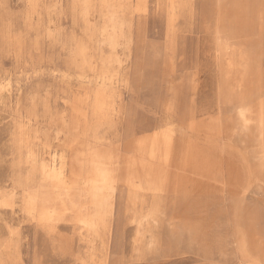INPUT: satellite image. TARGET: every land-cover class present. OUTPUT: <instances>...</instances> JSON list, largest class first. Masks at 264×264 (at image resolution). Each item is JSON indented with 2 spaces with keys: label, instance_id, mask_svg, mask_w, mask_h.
I'll return each mask as SVG.
<instances>
[{
  "label": "rangeland",
  "instance_id": "374dc122",
  "mask_svg": "<svg viewBox=\"0 0 264 264\" xmlns=\"http://www.w3.org/2000/svg\"><path fill=\"white\" fill-rule=\"evenodd\" d=\"M0 264H264V0H0Z\"/></svg>",
  "mask_w": 264,
  "mask_h": 264
},
{
  "label": "crops",
  "instance_id": "0c3cea01",
  "mask_svg": "<svg viewBox=\"0 0 264 264\" xmlns=\"http://www.w3.org/2000/svg\"><path fill=\"white\" fill-rule=\"evenodd\" d=\"M237 116L239 118V120L241 121V124L247 122L248 120H250L249 122H251V111L249 108H241L238 113H237ZM260 122H261V119H260ZM256 124H259V123H256ZM168 132H170V134H168V136L166 135V140L160 142H156L153 141L149 146H148V156H147V162H144V160L142 158H139L137 159V161L135 160L134 162H128L127 163V166L125 168L124 171H122V173H117L116 171V175L115 177H113L110 182L109 185L107 186H95L94 184L90 183L87 184L88 185V188L87 190H89V193L88 195L90 196L91 198V193L92 192H99V193H107V191H109L111 188H114V183H112L113 181H116V179H118V175L120 174H126L128 175V177H131V178H134V180L137 179V181L135 182V184L133 185V189L134 190H145V191H148L150 193H155V194H158V193H161L162 191L166 190L167 189V186H166V183H167V177H160V176H157L155 179H153V182H151V184H148L147 187H145L144 185V181H143V184H139L138 180H139V177L136 178L135 175H132V172H134V169L137 168V165L141 163V165L143 166L141 168V170L144 172V170H147L149 166V164H151V159H155L153 161V163H160V162H163L165 163L164 165L168 167V163L170 161V158H171V152H172V149H173V136L171 135V133L173 132V130H171L169 127H168ZM208 144H206L207 146ZM212 147V146H211ZM210 146L208 147L211 148ZM184 151V150H183ZM188 152V151H187ZM187 157H190V156H194L195 155V152L191 151V153L188 152V154H186ZM189 155V156H188ZM100 156H98V154H95V155H92V162H91V167H92V171L94 169V167H96L95 165V159L96 158H99ZM182 157H185V152L183 153ZM106 158H109V157H106ZM103 159H105L103 157ZM190 159H192L190 157ZM196 159V157L194 158ZM197 160V159H196ZM195 160H193V163H194ZM202 160H198L197 161V164L201 163ZM61 164L58 166V170H57V176H59L61 173L65 172L66 170V162H64V160L61 159ZM199 162V163H198ZM145 163H146V166H145ZM211 165L209 166H212V167H215V162H211L210 163ZM201 165V164H200ZM62 170L59 171V168L62 167ZM144 166L146 168H144ZM201 167V166H200ZM151 169V168H150ZM210 169V167H209ZM130 170V172H129ZM132 170V171H131ZM212 172L210 170L206 171L205 174H211ZM211 175H209V178H210ZM163 179V180H162ZM54 181H57V180H54ZM53 182V181H52ZM50 182V183H52ZM50 183L47 182V181H44L43 183H40L39 184V187L38 189L36 190H41L45 187H49L50 186ZM112 184V185H111ZM122 184H124L122 182ZM126 185L130 186L127 182L125 183ZM66 185V184H65ZM71 183H68L65 187H68V188H71L70 187ZM163 193V192H162ZM106 203V204H105ZM104 204V205H103ZM111 202H106V201H99V202H93L91 200V207L88 208L87 211H92V212H102L104 211L106 208H108V206H110ZM103 206H106V207H103ZM99 219H101L100 221H102V218H99V216H90V215H87V221L85 223H80V222H74L73 224H80L85 230H86V234L89 236V222L91 223V221H99ZM40 224H45V223H40Z\"/></svg>",
  "mask_w": 264,
  "mask_h": 264
},
{
  "label": "bare ground",
  "instance_id": "6f19581e",
  "mask_svg": "<svg viewBox=\"0 0 264 264\" xmlns=\"http://www.w3.org/2000/svg\"><path fill=\"white\" fill-rule=\"evenodd\" d=\"M106 81L110 80L108 78V76H106ZM61 161V159H60ZM59 161V163L57 165H55L54 163H52L50 165V167H48V169H44V167L42 168V172H41V178H40V183H43L44 181L47 182H52L54 181L58 176H57V170H58V166L61 164V162ZM63 166L59 168V171L62 170ZM118 179H116V181H113L112 183H114V188H111L109 191H107V193H99V192H92L91 193V200L94 202H101V201H106V202H111V197L113 196V191L115 189V186L117 185V183L122 184V182L130 191L134 190L133 189V185L135 184L136 180H134V178L128 177V175L126 174H120L118 175ZM128 183L130 186L126 185L125 183ZM39 183V184H40ZM112 185V184H111ZM106 204V203H105ZM159 208V206H158ZM151 215V214H150ZM149 214L148 215H144L140 218L139 222L137 223L139 228L142 227V222L141 221H147V219L149 217H151ZM102 223V221H91V223L89 222V235L92 234H96L97 229H98V225Z\"/></svg>",
  "mask_w": 264,
  "mask_h": 264
}]
</instances>
